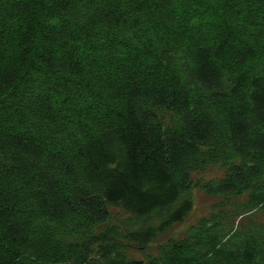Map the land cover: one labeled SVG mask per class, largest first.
<instances>
[{
  "label": "trees",
  "instance_id": "obj_1",
  "mask_svg": "<svg viewBox=\"0 0 264 264\" xmlns=\"http://www.w3.org/2000/svg\"><path fill=\"white\" fill-rule=\"evenodd\" d=\"M262 211L264 0H0V264H264Z\"/></svg>",
  "mask_w": 264,
  "mask_h": 264
},
{
  "label": "rangeland",
  "instance_id": "obj_2",
  "mask_svg": "<svg viewBox=\"0 0 264 264\" xmlns=\"http://www.w3.org/2000/svg\"><path fill=\"white\" fill-rule=\"evenodd\" d=\"M205 174V176L209 179L212 177L219 176L222 173L218 169H210ZM214 203L215 199L204 194L203 191L197 190L195 193V207L190 217L184 223L177 225L169 233L162 235L159 240L151 246L150 252H156L159 243L166 241L169 237L172 236H181L191 224L198 222V220L202 217L209 216L213 211ZM255 219L264 222V211L257 212V214L255 215ZM140 256L144 257L146 255L142 254Z\"/></svg>",
  "mask_w": 264,
  "mask_h": 264
}]
</instances>
